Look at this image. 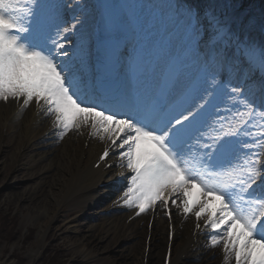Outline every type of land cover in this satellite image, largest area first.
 <instances>
[{
	"label": "snow or ice",
	"instance_id": "6c2138e0",
	"mask_svg": "<svg viewBox=\"0 0 264 264\" xmlns=\"http://www.w3.org/2000/svg\"><path fill=\"white\" fill-rule=\"evenodd\" d=\"M64 7L52 0L26 6L21 0H0V99L24 97L25 106L33 98L43 101L61 137L91 123L92 134H105L126 161L130 175L124 178L123 202L137 207V215L157 201L167 208L171 197L180 196L183 213L204 219L211 245L223 244L226 261L234 256L236 264H264V152L242 139L264 149V123H255L264 121V83L258 93L247 87L225 91L229 99L244 97L239 103L245 111L233 118L219 115L210 99L215 90L208 88L189 93L174 108L141 105L126 95L106 96L81 74L83 49L69 37L82 24L73 16L62 27ZM185 11L196 40L200 12ZM53 19L59 21L55 26ZM208 25L214 37L225 28L214 15ZM259 52L264 67V46ZM250 124L260 129L258 136ZM109 156L105 149L101 159ZM212 200L219 204L211 207Z\"/></svg>",
	"mask_w": 264,
	"mask_h": 264
},
{
	"label": "bare ground",
	"instance_id": "6f19581e",
	"mask_svg": "<svg viewBox=\"0 0 264 264\" xmlns=\"http://www.w3.org/2000/svg\"><path fill=\"white\" fill-rule=\"evenodd\" d=\"M55 2H59V0ZM76 3L77 0H69V8H66L69 10L66 11L63 8L61 19L64 23L62 27H67L72 23V17L75 15L81 21L82 27L78 26L80 31L74 36H70L69 39L75 40L83 49L81 74L86 80L89 79L87 77L91 67L90 57L95 51L99 25L96 21L92 22L90 17V15L92 16L91 10H94L91 0H81L82 4L85 3L83 9L79 8ZM233 8L225 18L226 21L222 22L225 28L219 39L224 42L221 46H228L226 34L232 28L238 29L239 37L246 36L249 38L252 52L248 55L251 54L254 63L251 64L243 58L244 54L239 56L229 54L225 58V64L229 67L231 62L240 61L242 63V77H245L244 80H249V74L264 69L261 66L259 52L261 46H264V0H238ZM158 9L161 10V7L158 6ZM95 14L97 19L98 14ZM200 16L208 21L213 15L202 10ZM146 17L148 19H145V35L148 34L149 36L153 22L152 17ZM240 18L243 21L238 27L237 22ZM89 21L91 24L87 25ZM53 22L55 26V23L59 21L53 19ZM90 26V35L85 37L87 28ZM205 31V36L200 42L202 45L211 43L215 39L212 27L207 25ZM52 34L55 38L54 27ZM177 41L179 39L175 36L166 38L160 34L152 35L149 41L143 39V43L138 44V47L147 56V71L150 70L151 66L152 68L155 67L151 63L156 54H159L160 60H163L165 55L170 56L176 48ZM181 50L186 51L183 56H190L192 64L195 65L199 62L198 54L197 56L191 55L183 43ZM154 72H156V67L150 76L155 74ZM177 77L178 79L172 86V92L181 87L187 78H190L185 73H180ZM242 77L239 80H242ZM146 78L143 75L139 81H144V84L135 89V95L139 96L140 100L137 103L141 105H145L147 102L145 96L149 87ZM199 82L202 87L200 92H202L204 88L209 89L215 80L208 74ZM24 99V97L9 98L8 101L0 99V147L14 143L15 148L19 150L14 156L15 162H13V157L12 161L8 156L0 159V173L3 167L10 165L7 175L12 172L19 176L24 174V164L21 163L24 158L22 149L28 146V148L37 150L36 153L40 162L35 163L37 164L35 170L42 169L44 173L42 172L41 175H50L51 183L46 185L41 180L39 181L41 185L34 186L30 191L25 189L23 193L18 192L13 197H25L27 200L25 205L29 209L27 214L34 218L36 226H41L42 239L51 228L52 222L57 221L62 216L61 212L64 211V208L78 209L82 218H87L83 216L84 213L82 212H90L94 215L97 223L88 226L82 224L81 219L77 220L78 217H75V220L67 221L68 229L74 230L76 233L77 238H72L73 246L76 247L74 253L76 257L98 253L99 256H102L100 257V264H236L234 256L227 261L225 260L227 254L222 243L217 246L211 245L212 232L211 229L204 227V219L197 221L194 214L185 215L183 213V198L180 196L171 197L167 208L157 201L154 207L139 215H137L139 211L137 207L126 205L123 202L122 206L125 207V210L119 212L117 208L112 209L114 212L113 221L109 223V215L104 214L101 210L106 209V207L111 208L114 202H116L114 205H118V197L123 195L126 190V180H122L120 186L113 181L118 178V175L130 171L126 167V161L121 160L118 154L119 150L113 148L111 141L105 134L93 135L91 123H81L79 127H72L61 137L60 127L55 122V125L51 123L55 120V116L48 114L47 105L43 101L38 103L36 98H33L25 106ZM232 103L233 100L229 105V112L223 111L220 116L229 118L235 116L232 114ZM52 127L57 128V130L51 131ZM10 129L12 135L6 137L7 130ZM57 137L60 139L58 140ZM105 149L109 150L110 156L102 160L101 156ZM262 160H264V155ZM37 173L40 172L33 173L34 181L38 179ZM109 181L114 184L111 187L103 188L101 191L99 185ZM192 191L195 193L197 190L192 189ZM172 199H175L177 203H172ZM177 204H180V207H177ZM218 204L219 201L212 200L210 206L216 207ZM97 209L100 211H96ZM198 223L200 224L199 228L197 227ZM43 251L40 246L32 248L28 253L26 264H37L39 257L43 255ZM0 264L18 263L12 255L5 258L1 256Z\"/></svg>",
	"mask_w": 264,
	"mask_h": 264
},
{
	"label": "rangeland",
	"instance_id": "374dc122",
	"mask_svg": "<svg viewBox=\"0 0 264 264\" xmlns=\"http://www.w3.org/2000/svg\"><path fill=\"white\" fill-rule=\"evenodd\" d=\"M28 1L31 2L33 0H21V6H24L23 2ZM68 2L69 0H59V3L66 5V7H64L66 11L69 10L66 9L69 8ZM91 3L95 10V3L93 2V0H91ZM165 3L166 5H163L161 7V10H159L156 6H150L149 3H145L143 7V12L150 18L152 17V32L160 31L164 33L167 37H173V35H185L186 42L189 43L193 48V54H198L201 56L204 47H201L200 42L205 36V30L206 26L208 25V21H206L202 16H200V36L196 40H194L192 38L191 30L185 11L190 7L187 5H183L182 7H180V0H166ZM214 3L218 4L219 6L216 5V8L214 7L213 11L208 10L206 7H203L202 10L210 12V14L214 15L218 20L224 22L229 12L232 11L234 9L233 7L238 3V0H215ZM76 4L81 9L85 7V3L82 4L81 0H77ZM94 10H91L92 16L90 15L92 22L96 20V14L94 13ZM242 21V18L238 20V27L242 24ZM90 22L91 21H89L87 25H90ZM90 30L91 26L87 28L85 37H88L90 35ZM212 31H215L213 27ZM229 35L235 37L237 35L236 30L231 29L229 31ZM230 39L231 38H229V40ZM74 42L76 43L75 40ZM255 83L253 84L255 85ZM230 102L231 99L226 96L225 100L218 109L219 115H221L223 111H228V105H230ZM238 111L239 108L235 107L233 110L234 115H236ZM243 111H245V109ZM212 120H215V116L212 117ZM255 123H264V121L257 120ZM250 130L255 135H259L260 129L258 127L251 126ZM7 132L8 134L6 137L12 135L11 129L7 130ZM246 143L248 147L252 148L254 151L259 150L264 152V149H257L253 140L248 137H246ZM13 144L14 143L9 146L1 145V160L2 158H6L8 156L9 158H11V161L13 157V162H15L14 156L17 152H19V150L16 149ZM22 151L24 153V158L21 163L22 165L24 164V174L19 176L17 175V173L15 174L12 172L11 174L7 175L9 173L10 165H6L5 167H3L0 173V257L2 256L3 258H5L6 256L8 257L13 255L15 260H17L18 264H26L28 262L29 251L32 248H37L40 246L41 248H43L44 251L43 255L39 257L37 264H100V257L102 256H99L100 254L98 255V253H94V255L91 254L88 256L79 257H76L74 255L76 247L73 246L72 238H77L76 233L74 230L70 231L68 229V226L66 225L67 221H71V219L75 220V217H78L77 220L81 219L82 224L93 226L94 223H97L96 219H94V215H92L90 212H82L84 213L83 216L87 217L82 218V216L79 215L78 209L69 210L68 208H64V211L61 212L62 216L57 221L52 222L51 228L49 229L47 234H44V238L42 239L41 226H36L34 223V218L27 214L29 209L27 208V205H25L27 201L25 197H13L14 194H18V192L23 193L25 189L26 191H30L34 186L36 187V185H41L39 183V181L41 180H43L41 182H44L46 185L48 183H51L52 180L50 175H41L42 172L44 173L42 169H37V171L35 170V165H37L35 163L37 161L40 162L36 153V149L28 148L27 146L22 149ZM240 155H243V153H240ZM35 172H40L39 174H36L38 176V179L36 181H34L33 179V173ZM122 198L123 195L118 197V205H114L116 203L114 202L111 208L106 207V209L101 210L104 212V214L109 215V223L113 221L114 212L106 211L112 210L114 208L119 209V212L124 211L125 207L122 206ZM96 211L100 210L97 209Z\"/></svg>",
	"mask_w": 264,
	"mask_h": 264
}]
</instances>
